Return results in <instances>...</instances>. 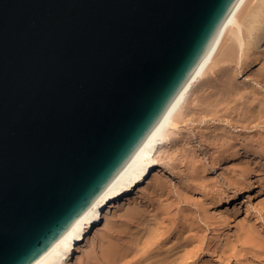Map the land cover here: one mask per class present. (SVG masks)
<instances>
[{
    "label": "water",
    "instance_id": "water-1",
    "mask_svg": "<svg viewBox=\"0 0 264 264\" xmlns=\"http://www.w3.org/2000/svg\"><path fill=\"white\" fill-rule=\"evenodd\" d=\"M239 0H0V264H38L153 139Z\"/></svg>",
    "mask_w": 264,
    "mask_h": 264
},
{
    "label": "bare ground",
    "instance_id": "bare-ground-1",
    "mask_svg": "<svg viewBox=\"0 0 264 264\" xmlns=\"http://www.w3.org/2000/svg\"><path fill=\"white\" fill-rule=\"evenodd\" d=\"M235 65H241L240 71L248 74L251 78L250 83L243 81L241 84L237 81ZM258 65L261 68L256 70ZM195 88L197 89L196 101L194 100L195 103H192L190 98L193 96L192 92L196 90ZM208 89L210 90L208 91ZM206 119L223 123L216 128L221 134L219 132V135L206 133L202 136V131L200 134L198 133L199 135L191 134L193 131L195 133V130L187 131L186 127L189 125L192 126L195 122L200 124ZM262 124H264V0H239L224 31L218 32L213 48L207 49L206 56L199 65L194 80L185 88L176 105H170L166 116L160 121L153 139H147L142 153L132 157L127 170H121L118 181L103 195L99 205H93V210H87L82 224L73 227L72 233L65 241L58 243L50 250V256L44 257L38 264H72L73 259L80 257L83 245L91 239L94 231L102 225L109 214H117L126 206H129L130 209L127 211L128 216L137 219L136 222L139 223H137V236L127 243L125 252H120L117 255L112 253L114 256H111V253L106 255L103 259L106 264H195L194 259L202 250L205 240L201 234L204 227L198 223V217L193 215L197 211L195 210L194 213V210L190 209V205L196 202L194 200L192 203L194 197L192 193L195 188L201 186L199 183L204 181L200 178V182L199 174L193 178V175L196 174L191 171L192 177L187 178L182 184V192L178 193V197L175 196L174 202H165L166 205L164 203L162 206L159 201V204L153 206L152 211L146 213L132 205L137 201L138 194L145 191L149 184L155 181L156 185L157 179L162 175L160 169L162 160L170 154L168 147L183 145L185 142L191 143L194 138L199 139L201 135L202 138L199 139L201 146L199 147H202L200 150L202 153L208 155L211 153L208 150L209 145L221 144L222 149L217 151L219 155L212 153L218 157L217 161L238 160L241 163L248 157L249 152L253 153L255 150L254 146L251 148L255 140L252 136L248 137L249 134L244 130L253 131L255 134L259 132L262 140L258 139L257 142L261 140L264 143ZM227 125L238 129V131L231 132L232 130H228ZM182 141L184 143L179 144ZM249 144H252L251 151H248L249 148H247ZM212 148L214 149V147ZM259 152L258 150L251 155H258ZM207 155L205 158L208 157ZM212 155L209 154V156ZM188 158L190 157L188 156ZM212 161L214 160L212 159ZM186 162L188 163V161ZM200 164L197 167L194 165V167H201L202 163ZM184 167L186 168V165ZM194 167H191L190 170ZM202 169L204 168L202 167ZM199 171L201 170L198 169ZM191 172L190 174H192ZM198 172L196 170V173ZM240 172V175H243V169H240ZM157 185L161 188L160 191L166 190L163 183ZM199 188L203 189V184ZM204 190L203 194H206L207 192ZM210 192L208 193L210 194ZM260 193L261 189L253 185H242L232 194H218L220 197L213 199V206L221 207L223 204L224 210L215 209L212 215H209L207 208L205 211L202 209L204 211V215L201 214L202 217L204 216L202 220L207 223L208 230L212 228L213 234L221 239V243H219L220 255L223 254L228 260L233 259V255H231L233 251L230 252V245L222 241L231 237L232 205L238 206L241 198L248 203L252 199L255 200ZM219 201L220 204L217 205ZM182 203L185 204L184 207H180ZM239 211L237 208L235 213H239ZM241 227L243 230V226ZM206 230L205 228V232H208ZM249 237H251L250 234ZM242 238L240 237V240L243 243L249 240V238L246 240L245 234ZM252 239L254 238L252 237ZM243 243L242 245H244ZM228 251L230 254L227 255ZM235 256L237 257V255ZM232 262L234 263V260Z\"/></svg>",
    "mask_w": 264,
    "mask_h": 264
},
{
    "label": "rangeland",
    "instance_id": "rangeland-1",
    "mask_svg": "<svg viewBox=\"0 0 264 264\" xmlns=\"http://www.w3.org/2000/svg\"><path fill=\"white\" fill-rule=\"evenodd\" d=\"M260 65L256 67V70H258L257 68L259 69L261 68ZM235 67H236L235 71H237L235 72L236 73L235 75H237L235 76V78L238 79L237 81H239L241 84L243 83V81L250 83L251 78H249L248 74L246 72L243 73L240 71L241 65L239 66L235 65ZM209 90L210 89H208V91ZM196 91L197 89L192 92L193 96H191L190 98L191 99L190 102L192 103H195L194 100L196 97V94H195ZM214 121L215 120L206 119L205 121H203L204 124L203 122L200 124L198 122L197 123L195 122L196 124L194 123V125L192 126L189 125L188 127H186V129L187 131L189 130L191 132L192 130H195V133H193L194 131L191 133L192 135H195V134L199 135L200 131H202L201 132L202 136L205 135L206 133L219 135L220 133L219 129H216V128L218 127V125L223 124V123H219L218 121L214 122ZM207 126L208 127L210 126L209 129ZM262 126L264 127V124H262ZM199 127L200 128L203 127V128L200 129ZM227 128L228 130H232L231 132H234V133L235 131L236 132L238 131V129H235L234 127H231L228 125H227ZM244 131L249 134L247 135L248 137L252 136L253 139L255 140L252 143L253 145L249 144V147H247L249 148L248 151H251L250 146L252 145L251 148L254 146L253 149H255L257 152L259 150L262 153L259 152L258 155H255V154L251 155L256 152L255 150L252 149L253 153H251L252 151L249 152L247 154L248 157L243 159V162L241 163L238 160H231V161L227 160V161H221V162L217 161L218 160L217 156L219 155V152L217 151H219V149L220 150L222 149V147L220 146L221 144H215L214 146L209 145L208 150L211 153H208V155L206 153H202V151H200L202 147H199L201 146L199 144V141L201 140L200 138H202L201 135L199 137L200 140L198 138H197L198 140L194 138L191 143L189 142L184 143V141H182V142H179V144L184 143L183 145H178V146L174 145L173 147L172 146L168 147V151H169L168 153L170 154L168 156L166 155L167 157L162 160V164L160 166V169L162 170V175H160V177L157 179L156 185H155V181L149 184L145 191L138 194L137 201L132 205V207L138 208L141 211H145L146 213L148 211H152L153 206L156 204H159L160 202L162 203V206L165 202L166 203L170 201L174 202V199L176 198L175 196L178 197V193L180 194V192H182V184L185 182V180L189 177L191 178L193 173L196 174V175H193L194 176L193 178H196L197 174H199L198 177H199L200 182H201V179L202 181L204 179L202 183H199L201 185L199 187H202V184H203V189L199 187L195 188V191L192 193V195L194 196L192 203L194 202V200L198 202L191 204L190 209L191 211L194 210V213L197 211L196 212L197 215L196 214H193V215L195 217H198V220H197L198 223L202 227H204L203 228L204 230L201 234L204 236L205 242L203 241L204 248L202 247V250L198 252L197 254L198 256H196L197 258L194 259L195 264H264V145H263L264 143H262L261 141L262 137L260 136L261 134H259V132L255 134V132L250 131V130H244ZM262 132L264 135V130ZM258 139H261L258 141L259 143L257 142ZM211 146L214 147V149ZM216 148H218V150H216ZM212 153L214 154L217 153L216 154L217 156L215 157V155L214 154L212 155ZM209 154L212 156H209ZM206 155L209 158L206 157L207 158L206 159L205 158ZM188 156L190 158H188ZM193 157L195 158L193 159ZM185 158L186 159L188 158V159L186 160ZM212 159L216 162V164L214 161H212ZM186 161H188L189 164ZM200 163H202V166L201 167L199 166L198 168H196L198 164ZM185 165H186V168L189 166L188 167L189 169L188 168L186 169L184 167ZM194 165L196 167H194ZM191 167H194L195 171L193 168L190 170ZM202 167L204 169H202ZM198 169L201 170L199 171L201 173L198 172ZM240 169H243V175H240L241 174ZM196 170L198 173H196ZM190 172L192 174H190ZM162 183L164 184V189H166V190H162L164 191L163 193L162 191H160L161 188L157 185V184L161 185ZM242 185L243 186L253 185L261 189V193L257 195L255 200L252 199L248 203L244 202V200L241 198L238 206L232 205V208H231L232 213L230 215L231 237L229 239L228 238L223 239L222 241L223 243L227 242L230 245V248H229L230 252L233 251L231 253V255H233V259L228 260V258L225 257L223 254L220 255L221 250H220L219 243H221L220 242L221 239L217 238L216 235L213 234L212 228L208 230L207 223H205L204 220H202L204 216L202 217L201 214L203 213L204 215V211L206 210V208H207L209 215H212L215 209L224 210L225 208L223 204H221V207L219 206L220 208L218 206H213V199L219 198L220 197L219 195L224 194V193L232 194L235 190L240 189ZM155 187H158V188L156 189ZM211 187L212 189H210ZM204 189H206L207 191H205ZM203 190L204 192H207V193L203 194ZM208 192H210V194ZM206 195H209L210 197ZM165 200H168V201H165ZM195 204L196 205L198 204V206H196ZM219 204H220V201L217 202V205ZM182 206L184 207L185 204L182 203L180 207ZM237 208L240 210L239 213H235V210ZM128 210H130L129 206H126L117 214H113V213L109 214L108 218L105 221H103L102 225L94 231L93 235L91 236V239L83 245L82 251L80 253V257L73 259L72 264H106L103 259L106 255H110L109 253H111V256H114L113 255L114 253L117 255L120 252L121 253L125 252L128 246L127 243H130V241H132L133 238L137 236L136 232L138 228L137 226L139 224L138 222H136L137 219H132L128 216V213H127ZM199 211H202V212H199ZM175 212H176V209H175ZM241 226H243V230ZM205 228L207 229L206 231L208 232H205ZM247 231L249 232L245 233ZM240 234L242 236L245 234L247 237L246 240H248L249 238L248 241L246 242L244 241L246 243V246H245V243H243L242 240H240V237L241 239H243ZM249 234L251 237H249ZM238 237L239 239H237ZM252 237L254 239H252ZM242 243L244 245H242ZM230 252L227 253V255L230 254ZM234 254L237 255V257ZM234 257L237 258L236 261ZM233 260H234V263L232 262Z\"/></svg>",
    "mask_w": 264,
    "mask_h": 264
}]
</instances>
